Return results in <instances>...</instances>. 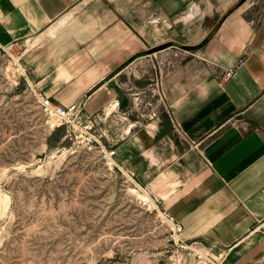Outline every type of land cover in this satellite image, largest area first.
<instances>
[{
    "label": "crops",
    "instance_id": "crops-1",
    "mask_svg": "<svg viewBox=\"0 0 264 264\" xmlns=\"http://www.w3.org/2000/svg\"><path fill=\"white\" fill-rule=\"evenodd\" d=\"M256 8L255 0H0V44L18 48L33 88L61 105L83 100L115 162L161 198L179 240L216 264H264ZM127 62L155 77L165 115L128 119L115 80ZM134 99L152 106L148 95Z\"/></svg>",
    "mask_w": 264,
    "mask_h": 264
},
{
    "label": "rangeland",
    "instance_id": "rangeland-1",
    "mask_svg": "<svg viewBox=\"0 0 264 264\" xmlns=\"http://www.w3.org/2000/svg\"><path fill=\"white\" fill-rule=\"evenodd\" d=\"M255 7L250 18L261 24L264 0H255ZM3 46L0 264H216L207 249L180 241L172 224L130 191L144 192L106 156L112 141L98 136V125L89 130L95 138L49 126L18 48ZM120 68L115 80L128 119L143 114L146 124L165 115L156 107L155 77L129 62ZM145 95L152 106L134 99Z\"/></svg>",
    "mask_w": 264,
    "mask_h": 264
},
{
    "label": "built area",
    "instance_id": "built-area-1",
    "mask_svg": "<svg viewBox=\"0 0 264 264\" xmlns=\"http://www.w3.org/2000/svg\"><path fill=\"white\" fill-rule=\"evenodd\" d=\"M3 48L7 51H12L14 48V44H6L3 46ZM232 73V68L225 69L221 75V79L229 78ZM33 90L38 106L40 107L42 112L53 121L54 125L51 128L54 129L56 127H65L70 133H75V138L81 137V135H77L76 132H84L88 136H92L93 138H95L89 131L95 125V122L85 115L83 100L72 102L68 105H61L53 102L44 93L36 91L34 88ZM98 143L102 145L100 141ZM103 151L108 158H113V149H104ZM115 166H117L122 171L123 175L125 176L126 182H129L136 187H140L145 193L149 195L150 199L149 201H147V203H153L151 207H153L157 211L160 218L163 216L167 221H170L173 224L174 229L178 233L180 231L181 225L179 222L175 221L167 211L162 208L161 198L153 195L146 187L140 185V183H138L135 179L133 171L120 166L118 163H116Z\"/></svg>",
    "mask_w": 264,
    "mask_h": 264
},
{
    "label": "bare ground",
    "instance_id": "bare-ground-1",
    "mask_svg": "<svg viewBox=\"0 0 264 264\" xmlns=\"http://www.w3.org/2000/svg\"><path fill=\"white\" fill-rule=\"evenodd\" d=\"M16 59V58H15ZM22 68V67H21ZM17 70H18V68H17ZM23 70V69H22ZM109 109H111V107H109L108 108V111H109ZM111 111V110H110ZM48 123H49V126L50 127H52L54 124L52 123L53 121L50 119V120H48L47 121ZM109 160H111V161H114V159L113 158H109ZM115 162V161H114ZM130 189V191H132V192H135L136 194H137V196L138 197H140L142 200H144V201H149V195L147 194V193H145V192H142V191H139L137 188H133V187H130L129 188ZM140 189V188H139ZM142 190V189H141ZM134 193V194H135ZM152 204L153 203H150L149 205H150V207L152 206ZM161 219L162 220H164V221H167L163 216L161 217ZM167 223L168 224H172L170 221H167ZM172 226H173V224H172ZM178 235V234H177ZM177 237V236H176ZM207 251V250H206ZM201 253V252H200ZM203 255V254H202ZM204 256V255H203Z\"/></svg>",
    "mask_w": 264,
    "mask_h": 264
}]
</instances>
